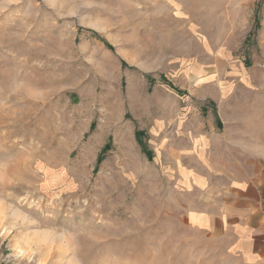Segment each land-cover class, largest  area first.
Listing matches in <instances>:
<instances>
[{"label":"rangeland","instance_id":"1","mask_svg":"<svg viewBox=\"0 0 264 264\" xmlns=\"http://www.w3.org/2000/svg\"><path fill=\"white\" fill-rule=\"evenodd\" d=\"M239 117L264 0H0V264H237L187 216Z\"/></svg>","mask_w":264,"mask_h":264},{"label":"crops","instance_id":"2","mask_svg":"<svg viewBox=\"0 0 264 264\" xmlns=\"http://www.w3.org/2000/svg\"><path fill=\"white\" fill-rule=\"evenodd\" d=\"M233 121L244 127L203 140L204 157L214 159L199 171L197 208L187 217L237 264H264L263 130L252 134L248 118Z\"/></svg>","mask_w":264,"mask_h":264},{"label":"trees","instance_id":"3","mask_svg":"<svg viewBox=\"0 0 264 264\" xmlns=\"http://www.w3.org/2000/svg\"><path fill=\"white\" fill-rule=\"evenodd\" d=\"M162 80L167 82L171 87H173L178 93L180 94H184L185 92L183 90H180L179 88L175 87L169 80H167V78L165 76H162ZM138 136L140 135V133L137 134ZM141 141V139H140ZM142 143V142H141ZM144 146V151L147 154L148 157H151V152L150 150L145 146Z\"/></svg>","mask_w":264,"mask_h":264}]
</instances>
